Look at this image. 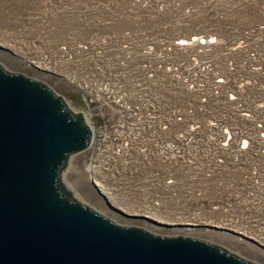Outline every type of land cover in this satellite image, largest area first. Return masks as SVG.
<instances>
[{
    "label": "built area",
    "instance_id": "2783aa9c",
    "mask_svg": "<svg viewBox=\"0 0 264 264\" xmlns=\"http://www.w3.org/2000/svg\"><path fill=\"white\" fill-rule=\"evenodd\" d=\"M76 3L61 38L8 46L82 93L94 188L146 226L264 247V0Z\"/></svg>",
    "mask_w": 264,
    "mask_h": 264
},
{
    "label": "water",
    "instance_id": "95a60500",
    "mask_svg": "<svg viewBox=\"0 0 264 264\" xmlns=\"http://www.w3.org/2000/svg\"><path fill=\"white\" fill-rule=\"evenodd\" d=\"M92 137L65 97L0 64V264H257L198 237L117 223L74 198L61 174Z\"/></svg>",
    "mask_w": 264,
    "mask_h": 264
},
{
    "label": "rangeland",
    "instance_id": "374dc122",
    "mask_svg": "<svg viewBox=\"0 0 264 264\" xmlns=\"http://www.w3.org/2000/svg\"><path fill=\"white\" fill-rule=\"evenodd\" d=\"M94 0H0V64L9 72L22 73L46 83L59 95L65 97L75 111L85 112L89 108L82 99V93L65 80L46 75L29 68L18 56L14 55L10 41L16 36L29 34V37L42 36L43 30L58 28L60 31H49V36L59 39L63 34V25L71 17L68 16L66 6H86ZM78 9V8H77ZM89 20V16H87ZM80 23V22H79ZM77 24V23H75ZM12 52V53H11ZM91 111V110H90ZM86 116V115H85ZM87 118V117H86ZM89 151L77 152L69 157L67 166L61 174V182L71 195L77 200L89 205L99 213L109 216L117 223L137 225L162 235H187L207 240L219 245L238 256L257 264H264V251L248 241L240 240L230 234L217 231H170L156 229L152 226L126 220L120 215L107 211L106 203L90 182L88 172Z\"/></svg>",
    "mask_w": 264,
    "mask_h": 264
},
{
    "label": "bare ground",
    "instance_id": "6f19581e",
    "mask_svg": "<svg viewBox=\"0 0 264 264\" xmlns=\"http://www.w3.org/2000/svg\"><path fill=\"white\" fill-rule=\"evenodd\" d=\"M66 102H67V104L69 105V107L73 110V108L70 106L69 102H68L67 100H66ZM73 111H75V110H73ZM84 116H85V114H84ZM85 120H86V122L88 123L86 116H85Z\"/></svg>",
    "mask_w": 264,
    "mask_h": 264
}]
</instances>
